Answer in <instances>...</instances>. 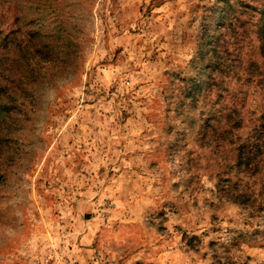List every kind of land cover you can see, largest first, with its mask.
Instances as JSON below:
<instances>
[{"label":"rangeland","instance_id":"rangeland-1","mask_svg":"<svg viewBox=\"0 0 264 264\" xmlns=\"http://www.w3.org/2000/svg\"><path fill=\"white\" fill-rule=\"evenodd\" d=\"M4 1L0 264H264V0Z\"/></svg>","mask_w":264,"mask_h":264},{"label":"trees","instance_id":"trees-1","mask_svg":"<svg viewBox=\"0 0 264 264\" xmlns=\"http://www.w3.org/2000/svg\"><path fill=\"white\" fill-rule=\"evenodd\" d=\"M6 1L0 0V5L4 4ZM259 14L262 16L261 17V33L264 34V6L262 9L259 11ZM6 29L3 31L0 28V66H5L8 61H10V56L12 54L13 47L16 49L15 44L11 43V33H13V30H8ZM21 40V39H20ZM18 41V40H17ZM24 43V41H20V44ZM27 55L25 54L21 57H18L14 61L16 63L15 68H18L20 70L21 75L19 76L21 79V82H28L29 79H31L29 74H25V72L29 73H34L35 69L34 67H29L30 65H33L30 62V59L27 58ZM5 68L0 69V130L1 126L3 124L7 123V119L9 117L14 116L17 114V111L15 112L14 110L17 109L16 104L18 103L19 105L23 104V100L21 98V95L19 91H12V87L17 86L18 89L23 88L19 84L15 85L17 82L20 80L17 79V76H12V75H5L3 74L4 71H11V70H4ZM3 71V73H2ZM23 77H25L24 80ZM34 78V77H32ZM24 90V89H23ZM15 112V113H14ZM19 111L18 113H20ZM14 114V115H13ZM4 135L8 134L5 129L1 130Z\"/></svg>","mask_w":264,"mask_h":264}]
</instances>
